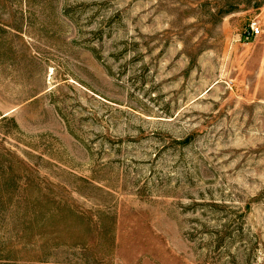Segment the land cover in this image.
<instances>
[{
  "label": "rangeland",
  "instance_id": "1",
  "mask_svg": "<svg viewBox=\"0 0 264 264\" xmlns=\"http://www.w3.org/2000/svg\"><path fill=\"white\" fill-rule=\"evenodd\" d=\"M264 0H0V264H264Z\"/></svg>",
  "mask_w": 264,
  "mask_h": 264
},
{
  "label": "built area",
  "instance_id": "2",
  "mask_svg": "<svg viewBox=\"0 0 264 264\" xmlns=\"http://www.w3.org/2000/svg\"><path fill=\"white\" fill-rule=\"evenodd\" d=\"M263 33H264V28H260L258 25L254 23L251 25V30L247 33V37L248 35L258 36Z\"/></svg>",
  "mask_w": 264,
  "mask_h": 264
}]
</instances>
